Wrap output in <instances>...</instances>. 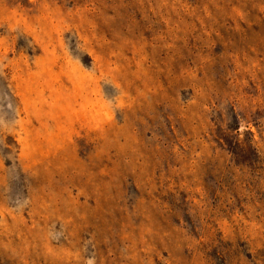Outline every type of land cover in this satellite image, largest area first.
Returning a JSON list of instances; mask_svg holds the SVG:
<instances>
[{"label":"rangeland","instance_id":"374dc122","mask_svg":"<svg viewBox=\"0 0 264 264\" xmlns=\"http://www.w3.org/2000/svg\"><path fill=\"white\" fill-rule=\"evenodd\" d=\"M0 264H264V0H0Z\"/></svg>","mask_w":264,"mask_h":264}]
</instances>
